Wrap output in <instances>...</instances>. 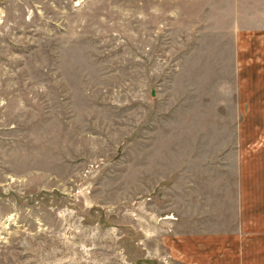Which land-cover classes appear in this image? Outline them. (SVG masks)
Masks as SVG:
<instances>
[{
	"label": "rangeland",
	"instance_id": "1",
	"mask_svg": "<svg viewBox=\"0 0 264 264\" xmlns=\"http://www.w3.org/2000/svg\"><path fill=\"white\" fill-rule=\"evenodd\" d=\"M263 31L264 0H0V264H187L182 237L237 234L264 136L237 44Z\"/></svg>",
	"mask_w": 264,
	"mask_h": 264
},
{
	"label": "crops",
	"instance_id": "2",
	"mask_svg": "<svg viewBox=\"0 0 264 264\" xmlns=\"http://www.w3.org/2000/svg\"><path fill=\"white\" fill-rule=\"evenodd\" d=\"M239 41L237 68L241 86L236 100L246 110L244 124L249 125V121L259 118L255 111H261L264 117V31L241 35ZM252 65L262 69L260 80L252 77L255 70L250 68ZM245 68L247 72L242 74L241 70ZM259 141L260 146L255 148L252 145L250 152L246 151V156L253 158L252 163L241 166L240 170V224L237 234L182 237L180 250L184 263L264 264V136ZM178 250L171 247L172 254H178Z\"/></svg>",
	"mask_w": 264,
	"mask_h": 264
}]
</instances>
